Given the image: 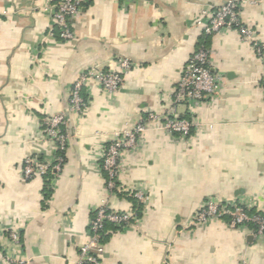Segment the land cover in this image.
Returning <instances> with one entry per match:
<instances>
[{
  "label": "crops",
  "instance_id": "1",
  "mask_svg": "<svg viewBox=\"0 0 264 264\" xmlns=\"http://www.w3.org/2000/svg\"><path fill=\"white\" fill-rule=\"evenodd\" d=\"M226 1L87 0L72 21L74 37L64 40L52 19L59 0H0V264H15L7 256L80 264L94 210L104 201L133 208L127 195H108L102 151L115 131L171 104L203 40L196 22ZM240 14L263 55L236 30L205 38L222 86L195 110L213 127L186 140L148 131L126 157L123 182L150 200L138 222L107 229L104 264H264V237L224 222L190 227L208 197L264 211V0H245ZM120 57L133 66L114 95L96 82L83 87L87 107L70 115L62 170L26 179L25 157L54 159L46 121L66 109L80 73L115 69ZM177 109L189 114L186 104Z\"/></svg>",
  "mask_w": 264,
  "mask_h": 264
},
{
  "label": "built area",
  "instance_id": "2",
  "mask_svg": "<svg viewBox=\"0 0 264 264\" xmlns=\"http://www.w3.org/2000/svg\"><path fill=\"white\" fill-rule=\"evenodd\" d=\"M86 1L59 0L53 8V23L58 27L62 39L70 40L74 37L72 21L81 13ZM244 1L227 0L212 11L205 22L201 19L196 22L203 40L183 68L171 104L162 111L149 110L132 127L113 133L101 155V168L107 174L106 190L109 196L127 195L144 206L149 202L150 196L145 190L127 186L122 178L126 157L137 151L148 131L161 130L186 140L204 128L212 129L213 125L203 122L195 110L201 103L213 100L222 86V76L211 67L212 50L206 45L205 38L223 31L236 30L243 40L255 47L258 55H263V47L255 31L241 19L240 10ZM132 66L130 58L120 57L115 69L105 71L90 69L80 73L69 92L66 109L52 115L46 121V137L56 146L54 159H40L33 155L25 157L22 172L26 179L48 175L54 177L62 170L70 139V115H82L87 107L82 94L83 87L96 82L109 95H114L122 86ZM180 104L187 105L188 115L182 116L178 113L177 108ZM138 221L139 216L134 208L126 211L111 209L104 201L94 210L90 220L91 235L88 242L80 247V264H104L100 233L106 222L124 229ZM215 222H224L231 229L246 230L257 238L264 237V211L254 210L241 202L208 197L194 211L190 227H201ZM10 237L14 242L20 239L15 230L10 232ZM6 258L15 264H32L28 259L10 256Z\"/></svg>",
  "mask_w": 264,
  "mask_h": 264
},
{
  "label": "trees",
  "instance_id": "3",
  "mask_svg": "<svg viewBox=\"0 0 264 264\" xmlns=\"http://www.w3.org/2000/svg\"><path fill=\"white\" fill-rule=\"evenodd\" d=\"M50 176H51V175H50ZM129 198L132 200L133 208L137 211L138 216L140 217V216L143 214L144 205H143V204H139V203L137 202V200H136L135 198H133V197H129ZM108 228H112L113 231H117V230H119V228L116 227L113 223L106 222L103 231H101V233H100V236H101L100 241H101L102 243H104L105 240H106V238H107V234H106V232H107V229H108Z\"/></svg>",
  "mask_w": 264,
  "mask_h": 264
}]
</instances>
